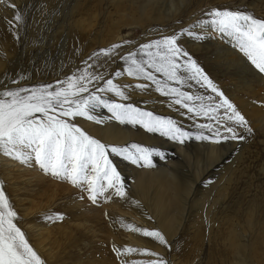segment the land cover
<instances>
[{"label":"bare ground","instance_id":"1","mask_svg":"<svg viewBox=\"0 0 264 264\" xmlns=\"http://www.w3.org/2000/svg\"><path fill=\"white\" fill-rule=\"evenodd\" d=\"M50 1L7 0L6 3H0V91L5 90L8 84L10 85L12 79L19 82L20 78L23 77L22 75L19 77L14 74L21 58L26 59V65L32 67L34 51L41 50L39 48L41 47L40 39L45 30H47L46 33L49 34L50 38L48 51L52 53L58 48L61 57L55 65L50 67L51 76L49 78H40L39 73L37 74L43 66L40 63L36 67V70L32 72L33 81H38L37 84L39 85H55L57 81L64 80L74 73L79 74L81 70L87 69L88 72L104 77V80L99 83L93 81L89 85V90L94 91L97 87L102 86L104 81L113 78L117 69L122 66L119 58L121 49H117L115 54L110 57L101 56L90 59V54L98 49L95 45L107 46L110 43L118 44L123 38L122 33L124 30L133 26H137L140 29H144L145 27L148 29L146 24L150 21H154L153 24L161 22L162 25L159 27L161 30L166 25L168 26V23L178 20L182 15H186V11H188L187 15L194 14L202 3L200 0H98L99 12H93L86 19H83L81 14L75 12L69 19V22H67L59 18L61 12H55L57 8L50 6ZM221 1H219L220 4ZM9 5H15V8ZM102 5L105 8L101 7ZM110 12H113L114 15L106 16ZM15 13H19L22 19L16 22L15 27H12L8 21L13 20ZM99 14H102L101 18L103 19L100 23L97 21ZM58 19L65 21L67 24L64 22L58 23ZM190 19L192 18L190 17ZM190 19L186 20V23H189ZM151 25H149V28ZM173 27V30L177 28V26ZM198 27L200 26H194V30H197ZM206 27L210 28V25ZM207 31L209 32H206L207 34L203 36V39L206 43V49L210 50L208 59L211 61V64H218L220 68L222 65L224 67L227 66L220 69V71L226 77L228 76L229 83L236 88L243 89L248 94L254 93L256 88H260L263 93L264 73L259 72L247 60V57L236 47V42L231 41L230 38L228 39L229 41H226L224 34L215 31L212 27ZM192 32L195 33V31ZM27 75H29L28 71H26V76L22 78L23 81L28 79ZM246 75L259 78L256 80L257 82H254L260 84L261 87L251 81H242V78ZM15 76L16 79L14 78ZM114 82L119 85H126L129 90L133 88L137 89L135 87L137 84L144 83L143 80L132 79L129 76L116 77ZM133 83L137 84L134 85ZM102 95L105 99L113 102L131 103L140 109L152 110L160 116L167 115L163 112L161 104L149 106V102L147 104L144 101L128 98L121 100L106 93ZM254 109L252 106L251 111H246L258 115L259 112L257 111L258 114L254 113ZM261 115V119L264 121V112ZM98 119L103 122L94 125L93 123H96L94 121L78 118L77 123L83 125L91 136H95L96 139L107 145L121 146L130 139L132 140L130 136L133 133L123 130L108 116L103 115ZM223 149V145L218 146V144L211 143L202 150V153L193 157H187L185 161L179 163L173 162V167L169 171L162 169L142 171L138 176L134 177L132 184V188H134L133 195L125 196V201L117 197L118 203L114 205L115 199L112 198L113 190L107 191L105 196L97 199V201L100 200L104 204L101 206L93 204L88 199L86 191L74 187L66 181L57 180L50 174H44L35 164L34 160L30 164L25 165L3 153H0V182L2 186L13 187V192L17 194L16 198L19 194H23L25 197L24 200L28 203L29 207L21 204V200L17 201H20L21 206L24 207V211L27 212V216L32 217L33 220L23 219V217L20 219L21 226L28 238L36 239L34 241L36 242V250L43 260L48 261L50 259L51 262L54 260V256L51 254L47 255L49 252L45 255L47 251L44 250V242L42 243L45 235H47V239L53 236V244L55 245L58 242L57 235L61 236L62 240L67 241L70 245L75 243V236L80 235L87 238V240H80V245L84 247V252H87V261L90 264H116L113 253L108 250L109 241L117 245L121 244L122 248L127 247L126 245L135 244L142 246L147 244L146 241L140 240L137 237L133 239L129 238L125 242L120 238L122 224H132L142 229L148 228L160 231L168 241V245L164 246L155 243L152 245V248L156 253L171 255H175L183 250L182 247L187 240L184 238L192 227L195 228L199 223H205L211 229L216 225L217 221L212 218V214L217 202H213L212 209L207 210L208 205H206V201L208 192L205 186H210V181L214 185H216V181L221 184L227 182L230 185L234 180V171H231L232 166L228 167L227 161L224 159L226 156L225 152L227 151ZM235 158L237 157H233L228 161L230 162ZM59 181L61 182L60 184H58ZM44 186L48 188V191L43 190ZM64 192L71 194L73 192L77 198L73 201H68L69 198L68 200L66 198V201L64 197H60V194ZM46 193L49 194L46 195ZM38 194L46 196V201L35 203L30 199L32 196ZM105 197H108V199ZM71 210H74V212H71ZM38 211H41L43 214L40 217L55 214L63 216L61 214L63 212L69 213L71 217L65 221H63L64 218L60 219L61 223L57 224H37L34 219ZM109 212L114 213L117 218L113 220V223L118 232L109 225L110 223L107 224V228L106 226H102L103 223H101L100 225L103 228H99L97 227L98 224L96 225V222H94L95 217L108 214ZM19 214L21 215L22 213ZM254 220L253 210H249L247 223L254 230L258 228V234L252 240H248L247 238L244 240L241 230L237 227H230L227 241L229 242V247L233 250L235 264H264V253L260 250V246L264 244V219L256 224ZM53 231L55 233L51 234ZM97 236L101 238L105 237L106 242L103 241L97 244L98 242L95 240ZM50 248L48 249L49 251L54 249ZM199 249L197 248V250ZM51 251L53 252V250ZM195 253L197 257H200V252ZM137 256L134 255L133 257ZM149 260L153 259H148L147 261ZM196 264L202 263L201 261H197Z\"/></svg>","mask_w":264,"mask_h":264},{"label":"snow or ice","instance_id":"2","mask_svg":"<svg viewBox=\"0 0 264 264\" xmlns=\"http://www.w3.org/2000/svg\"><path fill=\"white\" fill-rule=\"evenodd\" d=\"M6 2L7 0H0V3ZM9 6L15 8V5ZM206 15L211 17L210 22L206 23H210L215 31L232 37L247 60L259 72L264 73V20L239 10L213 9ZM21 19L19 13H15L13 20L8 23L15 27L16 22ZM184 33L196 40L204 38L185 29L181 33L141 44L136 51L121 57L126 62L123 72L117 71L113 78L104 81L94 91L89 90V85L93 81L99 83L104 77L88 72L87 69L57 81L55 85L17 87L0 91V153L25 165L34 160L44 174H50L57 180L66 181L86 191L93 204L97 203L99 197L105 196L109 189L114 190L116 196L125 197L120 174L109 158V153L147 167L152 166L153 155L161 154L138 144L123 147L107 145L78 126L74 122L76 118L102 123L93 113L98 108H105L111 113L112 119L122 124L139 125L147 132L159 133L180 143L193 138L191 132L182 130L173 119L141 110L131 103H117L105 99L102 95L104 93H112L121 100L128 98L124 91L126 86L114 82L116 77L125 73L129 77L150 82L135 86L141 91L154 85L157 93L171 98L173 105L185 109L191 117L207 119L208 123L195 125L201 130L195 135L196 140L215 144L243 140L245 137L238 134L236 128H242L250 134L252 129L248 121L192 55L181 47L179 41ZM120 47L121 44H115L101 49L93 53L90 59L113 56ZM156 74H161L163 80L158 79ZM189 82L210 89L219 97V101L215 102L212 96L193 95L182 90ZM13 83L18 82L13 80ZM204 130L209 135L204 134ZM16 218L17 212L0 186V264H44L29 244L25 233L14 222ZM54 218L63 219L62 216ZM122 226L144 237H151L160 245H168L165 236L158 230L142 229L132 224ZM113 251L118 258L137 252L154 257L159 255L148 249L133 247L120 249L113 246ZM121 264L167 262L160 257L147 262L121 261Z\"/></svg>","mask_w":264,"mask_h":264},{"label":"rangeland","instance_id":"3","mask_svg":"<svg viewBox=\"0 0 264 264\" xmlns=\"http://www.w3.org/2000/svg\"><path fill=\"white\" fill-rule=\"evenodd\" d=\"M200 1H202L201 3L202 7L200 6V8H198L199 10L198 9L196 10L197 12L191 15H187L188 11H186L185 13L186 15L184 16L182 15L181 18H179L178 20L168 23V26L166 25L164 28H161V30L159 27H161L162 23L157 22L156 24H153L154 21H150L146 24L148 29H146V27L144 29H140L137 26H133L132 28H128L124 30L122 33L123 38L118 42V44H121L122 47L117 48V49H121L119 58L120 61L122 62V66L121 68H118L117 71L123 72V69L126 67V62L122 60L121 57L136 51L141 44L148 43L155 39H159L163 36L173 35L175 33H181L182 30L185 29L189 30V28L190 31L191 30L195 31L196 35H201V36L206 35L207 34L206 32H209L207 30L211 29V26L210 28L206 27L210 25V23H206V22H210L211 20V17L206 14L211 12V10L213 9H221V10L227 9L233 11L239 10L246 13H250L257 19L264 20V0H234V1L222 0L221 4L219 2L220 0H200ZM50 6L56 7L57 9L55 10V12L56 11L61 12L59 18L64 19L67 22H69V19L72 17L73 13L75 12H78L83 16V19H86L89 18L93 12L95 11L99 12L98 9L100 8L98 7V0H51ZM101 7L105 8L104 5H102ZM112 15H114L113 12H110V14H107L106 16H112ZM101 16L102 14L101 15L99 14V16L97 17L98 23L103 21ZM190 17L192 19H190ZM189 19L190 22L186 23V20ZM65 21L58 19V23L64 22L65 24H67ZM149 25H151L150 28ZM196 25L200 27H198L197 30H194V26ZM173 26H177V28L173 30L174 29ZM46 31L47 30L44 31L40 39L41 47L39 48H41V50H38L37 52L34 51L35 53L31 64L32 67L27 66L26 59L21 58L19 60L18 67L14 72L16 76L21 77L22 75L24 77L26 76V71H28L29 74L27 75L28 79L23 81L22 80L23 77H22L20 78V81L17 84L13 83L14 79H12L10 85L8 84L6 89L12 90L17 87L31 88L34 86L43 85V84L41 85L37 84L38 81L34 82L32 77L33 70L35 71L36 67L40 63L43 66L41 70L37 72V74L39 73V77L49 78L51 76L50 67L57 63L61 55L60 52L58 51V48H56L52 53L48 51L50 38H49V34H47ZM224 36H225L224 39L226 41H229L228 40L229 38L231 39V41H235L232 37H229L226 34H224ZM125 41H129L130 43H124ZM179 43L182 48H184L187 52H189L192 55V57L199 63V65L203 68L204 72L209 76V78L213 81V83L220 89V91L224 93L225 97H227L229 101L234 104L237 110L246 118L249 126L252 129V132L249 134L244 129L237 127L236 130L238 134L243 135L245 137L243 140H228L226 142H222L218 144V146L223 145L224 146L223 150L227 151L225 152L226 156L224 159H226L228 167L232 166L231 171H234L233 172L234 180L230 185L227 182L221 184L218 181H216V185H214L213 182L210 181L209 182L210 186H205L206 191L208 192L207 201H206V205H208L207 210L212 209L213 202H217L216 207L213 208L214 211L212 214V218H214L217 221L215 226L209 229L205 223L203 224L199 223L197 227L195 228L192 227L190 229L192 231L189 230L186 234L187 236L184 238L185 240L186 239L187 240L185 241V245L182 247L183 250L175 255L158 253L159 254L158 257H154V256L142 255L139 252H137V253H132L131 255L130 254L122 255L121 257L118 258L116 253L113 251V246L123 249L122 245L121 244L117 245L116 243L109 241L108 250L111 253H113L114 261L116 264H121V261L130 262L132 260L146 262L148 259H154V258L158 259L160 257H162L167 262V264H196L197 261H201L202 264H207V262L208 264H235L233 250L229 247V242L227 241L230 227L233 228L237 227L239 230H241L243 233L244 240H246L245 238H247L248 240H252L255 238V235L258 234V228L254 230L253 227H249V224L247 223L248 211L253 210V217L255 218L254 220L255 224L257 222H261L264 219V121H262L261 119L262 118L261 114L264 112V92L262 93V90L260 88H256L254 93L248 94L247 92H245V90L238 89L234 85L229 83L228 76L226 77L225 74L220 71V69H222L224 66L222 65V67L220 68L218 64L212 65L211 61L208 59V57L210 56L208 55L210 50L206 49V43L204 42V39L196 40L193 39V37L188 36L187 33H184L181 36ZM112 45L115 44L110 43L107 44V46L95 45L98 49H96L95 52H92L90 56L92 57L93 53H97L101 49H107ZM216 70L218 71V73ZM156 75L158 79L163 80V76L161 74H156ZM16 76L14 77L15 79ZM125 76H127L126 73L121 75V77H125ZM132 79L134 78L132 77ZM258 79L259 78L255 76L246 75L242 78V81H246V82L251 81L253 83ZM12 83L13 85H11ZM144 83L150 84V82L148 81H144ZM133 84L136 85L137 83H133ZM254 84H258V83L254 82ZM258 85L261 87L260 84ZM173 86L179 87L178 85H173ZM134 89L135 88L129 90L127 87L124 88L125 93L127 92L126 96L128 95L127 96L128 99H134L136 101L137 100L144 101L146 103L149 102V104L147 103L149 106H155L161 104V108L163 109V112L167 114L161 116L175 120L178 126L182 128V130L191 132L193 134V138L186 140L184 143H180L178 141L171 140L166 136H162L159 133L147 132L139 125L133 126L127 123L122 124L112 119L111 113H109L108 110L105 108L96 109L93 114L96 115L97 118L106 115L123 130H127L133 133V135L130 136L132 140L130 139L128 141L130 143L127 142L128 144L127 143L122 144L121 147L126 145L130 146L131 144H138L142 147L149 148L150 150H153L154 152L161 154V155H153L151 157L152 166L147 167V166H142V163L133 164L129 160H125L122 157L109 153V158L113 161L115 167L117 168V171L120 174V180L124 186L125 196L133 195L132 192L134 188H132L133 187L132 184L134 177L138 176L139 173H141L142 171H152V170L156 171L160 169L169 171V169L173 167L172 165L173 162L179 163L185 161L187 157L196 156L199 153H202V150H204L205 147H207L209 144L212 143L210 141H199L194 138L195 135L201 131L200 129L196 128L195 125L201 123H208L209 121L207 119L203 117H195V118L191 117L190 114H187L185 109L180 108L178 105H173L171 103V98L161 96L159 93H157L155 91L154 85H151L145 91H141L138 88L135 89L134 91ZM182 90L188 91L193 95H202L205 97L212 96L215 102L219 101V97H216L215 94L212 93L210 89H207L206 87H201L199 84H196L195 82H189V84H186ZM106 94L112 97H116L112 93L111 94L106 93ZM147 95L150 96L147 97ZM252 106L255 108L253 111L254 113H257V111L259 112V114L257 113L258 115H254L252 112H247L249 110L251 111ZM141 110L151 111L154 113V111L148 109L141 108ZM222 113L223 110H221V114ZM154 114L158 115L156 113ZM77 119L78 118H76L74 122L90 135V133L86 130V128L83 125L81 124L79 125L77 123ZM93 124L97 125V123H93ZM137 134H139L140 136ZM204 134L209 135L207 130H204ZM94 138L96 137L94 136ZM233 157H237V158L229 162L228 160L232 159ZM60 183L61 182L59 181L58 184ZM1 184L2 183L0 182V186H2ZM2 188L5 191V194L8 196L13 209L17 212V218L14 222L25 233L23 227L21 226L20 219L24 217L23 219L26 218L33 220L32 217L27 216V212H25L23 209L24 207L21 206V204H24L26 207H29L28 203L24 200L25 197L23 196V194H19L18 197L16 198L15 196L17 194L13 192L14 190L13 187L2 186ZM43 190L48 191V188L44 186ZM110 190L112 189H109L108 191ZM48 194L49 193H46V195ZM60 197L61 198L64 197L65 200L66 198L67 200L69 198L68 201H73L77 198V196H74L73 192L72 194L68 192H64L63 194H60ZM72 197L73 199H71ZM117 197L118 196L114 194V190H113L112 198L115 199L113 205L118 203V201L116 200L118 199ZM30 199L35 203L41 201L45 202L46 196H42L41 194H38L32 196ZM120 199L125 201L124 200L125 197L123 198L120 197ZM17 200H21L22 201L21 204L20 201ZM98 201L97 203H95L96 205L98 204L99 206H101L102 204H104L101 203L100 200ZM71 212H74V210H71ZM19 213H22L21 214L22 216ZM110 213L112 212L100 216L98 215V217L94 218V222H96L95 223L96 225L98 224L97 227L99 228H103L102 226H106L107 228L108 227L107 224L110 223L109 225L116 232H118V230L115 228V225L113 223L114 222L113 220H116L117 218L114 215V213L112 214ZM61 214L63 215L62 217L64 218L63 221L68 220L70 219L69 217H71V215L66 212H63ZM41 215H43L41 211H38L36 218L34 219V221L37 224H43V223L57 224V223H61L62 220V219L58 220L54 218L56 216H61L58 214L48 215L49 217L50 216L53 217L52 219H49L48 216L40 217ZM101 223L103 224L105 223V224L104 225L102 224L101 226L100 225ZM120 229H122L120 238H122L125 242H127L129 238L133 239L137 237L138 239L144 240L147 243L146 245H142V246H138L135 244L126 245L127 247H133L137 249H148L152 252H155L152 248V245L158 242L153 238L144 237L143 235L133 232L124 226H122V228ZM149 230H153V229H149ZM53 233L55 232L53 231L51 234ZM25 237L28 240L29 244L37 252L35 246L36 242H34L36 239L28 238L26 234ZM56 237H58L57 238L58 242L56 245L53 244V236H50V238L47 239V235H45L43 238L42 241V243L44 242L43 247L44 250L47 251L45 255L49 252L47 255L51 254L52 256H54V260L52 262L50 259L47 261L41 258L44 264H90V262L87 261L88 260L87 259L88 256H86L87 252L85 253L84 247L80 245V240L82 239L87 240V238L80 235L79 236L76 235L74 238L75 243L70 245L68 244L67 241L65 242L64 240H62L61 236L59 237L57 235ZM104 238L97 236L95 240L98 242L97 244H100L103 241L106 242ZM50 246L51 248L54 249H51ZM45 247L47 248L49 247L51 250H53V252L51 250L49 251L48 250L49 248L47 249ZM197 248L200 249L197 250ZM260 250L262 253H264V244L260 246ZM195 252H200V257H197ZM37 254L39 255L38 252ZM134 255H138V256L133 257Z\"/></svg>","mask_w":264,"mask_h":264}]
</instances>
